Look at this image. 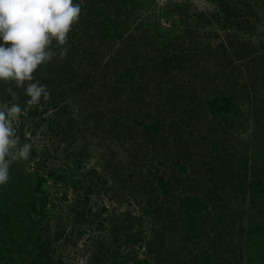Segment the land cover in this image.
I'll list each match as a JSON object with an SVG mask.
<instances>
[{
  "label": "trees",
  "instance_id": "trees-1",
  "mask_svg": "<svg viewBox=\"0 0 264 264\" xmlns=\"http://www.w3.org/2000/svg\"><path fill=\"white\" fill-rule=\"evenodd\" d=\"M155 1L77 0L81 3V15L68 34L66 57H56L34 73L36 81L47 85L51 93L50 99L42 100L38 106H29L26 104L28 97L25 96L23 88L0 83V102L18 103L24 110L18 121L16 138H23V129L27 122L35 119L32 129H27L30 134L34 136L42 129L46 137L55 139L59 145L65 144L69 151L67 158L77 169L91 156L90 141L80 142L83 135L82 138H87V134L92 138L101 136L110 141L114 140L123 150H127L126 158L131 160L130 163L127 162L129 173L131 168L136 170L135 162H139L140 166L144 164L149 154V144H157L169 130L174 131L169 137L171 143L178 148V133L184 116L190 117L196 111L194 108L190 112L185 111L183 103L187 100L192 102L201 93L198 90L204 92L203 107L214 120L232 125L236 132H246L243 129L244 118L240 116L244 103H240L239 97L227 91V88L219 90L217 87L208 86L210 75L203 77L204 84L199 85L198 90L192 89L193 96L189 87L185 88L180 84L183 74L197 79L195 66L198 61L205 60L208 63L203 53L211 56L205 47L197 46L196 31L190 25L211 26L214 20L223 32L234 28L239 31L241 24L236 20L239 16L237 8L231 4V0H216L214 13L204 14L196 10L189 13L186 4L157 8ZM261 1L264 5V0ZM172 19L176 22L170 24L169 29H160L159 20L170 23ZM179 27L183 29L182 34L177 32ZM231 37L228 40L230 46L233 41ZM248 55L249 48L243 45L241 49L231 53L223 51L222 60L226 64L232 63L231 60L235 58L243 61ZM218 58L216 57L217 60ZM260 63V73L264 76V62ZM186 70L189 71L185 73ZM247 73L249 74V69ZM258 73L259 71L250 72V80L256 79ZM263 78L259 81L262 82ZM241 86L247 89L245 83ZM9 87L14 89L15 96L8 93ZM50 111L53 114L45 117ZM160 112L161 115H153ZM166 114L171 118L168 122L164 120ZM255 122L258 124V121ZM77 140L81 144L78 145ZM167 140L168 138L162 139V144ZM210 147L216 160L228 162L230 165L235 161L242 165L241 171L244 174L242 172L235 178L240 180L235 188L242 190L248 170L247 157H241L238 152L231 151L226 146H218L215 142L210 143ZM165 151L168 153L172 149ZM117 157L112 154L111 160L114 162ZM66 164L64 167H68L70 163ZM172 165L181 172L185 170L177 160ZM255 170L260 172L256 168ZM69 171H74L73 167L66 170H47L46 159L40 157L32 145L28 160L13 162L9 182L0 186V264H21L22 259L28 264H68L63 261L61 252L68 247L67 244L72 243L75 246L86 235L84 228L91 220L92 195L97 186L109 187L106 177L100 179L96 176L95 168L83 171L77 177L67 176ZM154 171L150 180L148 177L149 181L140 180L135 183L147 195L151 215L160 221V228L153 233V258L157 260L156 254L165 249L166 239L162 231L177 230L175 225L180 226L185 233L182 241L187 238L186 241L197 243L200 239L206 246L198 260L201 261L200 264H210V259L218 258L219 255L221 258L226 253L235 254L236 247H232L230 241L227 246L221 242V239L226 238L225 235H233L228 225L219 222L222 214L214 213L213 219H209L210 206L216 199L218 188L214 187L215 192L206 191L202 196L184 191V194L173 199V212L164 213L155 205V197L160 195L167 198L179 182L176 179H165L164 175L159 174L158 168ZM219 171L223 179L230 176L234 178L236 173L230 167L223 166ZM129 176L126 174V178ZM126 180L128 179L120 177L122 183ZM49 182L56 188L59 186V190L61 186H65V190L59 193L63 202L68 201L67 189H72L76 194L75 201L69 205L64 215L62 212H53L57 207L46 186ZM154 191L159 194L154 195ZM55 192L58 194V189ZM244 194V191L235 193L234 204L237 207L244 206ZM219 200L222 201V198ZM228 203L229 200L226 204ZM105 212L106 209L101 207L97 214ZM236 213L237 211L232 212L231 216ZM235 221L233 218L232 225ZM104 228L106 226L102 224L97 225L98 230ZM123 229L114 225L111 232L116 234L111 244L117 248L121 242L117 236ZM238 232L242 234L243 230L239 229ZM73 233L75 237L71 242ZM127 239L124 238L123 243H127ZM102 241L99 248L92 253L89 264H153L147 258L121 256L117 249L105 247ZM157 262L167 264L161 260ZM231 264L243 263L234 258Z\"/></svg>",
  "mask_w": 264,
  "mask_h": 264
},
{
  "label": "rangeland",
  "instance_id": "rangeland-1",
  "mask_svg": "<svg viewBox=\"0 0 264 264\" xmlns=\"http://www.w3.org/2000/svg\"><path fill=\"white\" fill-rule=\"evenodd\" d=\"M181 3L187 5L188 12L196 10L198 13L205 14L214 13L216 10V0H156L155 7L162 8ZM231 4L238 10L239 16L236 20L241 24L239 31L234 28L229 29L228 32H223L219 30L214 20H212L211 26L210 24H205L203 27L195 24L190 25L191 29L196 31L197 46L205 47L211 56L203 53L207 57L208 63L205 60L198 61L197 66H195V73L198 74L197 79L194 80L189 74H183L180 84L185 88L189 87L190 94L193 96L192 89L198 90V86L204 84L203 77L206 74L210 75L208 76L210 77L208 86L217 87L219 90L227 88V91L233 92L237 98L239 97L240 103H244L240 116L244 118L243 129L246 132H236L232 125L214 120L203 107L204 92L198 90L201 93H198L195 98L193 97L192 102L189 103L187 100L183 103L185 111L190 112L193 108L196 111L191 113L190 117L184 116L182 127L178 133V148L171 143L169 135L174 131L169 130L162 138L163 140L168 138L166 143L162 144L161 139L157 144H149L147 148L149 154L144 160V164L140 166L141 164L138 165L139 162H135L136 170L131 168L127 173V162L130 163L131 160L126 158L128 157L127 150H123L116 141H110L101 136L92 138L87 134L85 135L87 138H82L83 135L80 142L87 143V140L90 141L91 156L83 161L80 168L77 169L67 158L69 151L65 144L59 145L55 139L46 137L42 133V129L37 131L34 136L31 135L27 129H32L35 119L27 122L23 129V137H28L30 145L34 147L38 155L46 159L47 170L56 168L66 170V168L73 167L74 171H69L67 176L77 177L81 172L95 168L96 176L100 179L106 177L109 181L108 185L111 187L97 186L92 195L91 220L84 228L87 231L86 235L81 237L75 246L72 243L67 244L68 247L61 252L63 261L66 263L89 264L91 255L99 248L101 240H103L101 243L105 247H109L111 250L117 249L121 256L136 257L137 259L147 258L153 264H158L157 260L167 264L201 263L198 260L206 250V246L201 243L200 239L197 240V243H192L191 240L186 241L187 238L182 241L185 233L180 226L176 225L174 228L176 227L177 230L162 231L165 234V236L163 235L164 239H166L165 249L162 253L156 254L158 255L157 260L153 258L154 254L151 253V248L155 249L153 233L160 228L158 227L160 221L151 215L147 195L139 189V186L137 188L135 183L140 182V180L149 181L155 173V168H158L159 174L164 175L165 179L170 181L176 179L179 182L177 188L167 198L157 196L159 194L157 191L153 193L157 196L155 197V205L159 206L164 213L173 212V199L184 194V191L202 196L204 192H215L214 187L218 188L216 199L210 206L209 219H213L214 213L216 215L222 214V219L219 222L228 225L233 235H225L226 238L221 239V242L223 241L227 246L230 241L236 250L233 255L226 253L221 258L219 255L218 258L210 259V264H231L234 258L241 260L243 264H264V76L260 73L259 66L261 61L264 62V5L261 0H231ZM173 22L176 21L172 19L169 23L167 20H159L158 23L160 29H169ZM177 32L182 34L183 29L181 30L179 27ZM228 35L233 38L231 46L228 43L230 40ZM241 45H246L249 48V55L243 61H238L235 58L231 60L232 63L227 62L226 64V61L222 60L224 58L222 52L231 53L233 50L241 49ZM216 57H219L218 60ZM246 61H249L250 64L248 65L249 62ZM247 69H249V74ZM188 71L186 70L185 73ZM252 71H259V73L256 74L258 75L256 79L250 80L249 75ZM261 78H263L262 82L259 81ZM242 83L247 85V89L242 88ZM52 114L50 111L44 116L49 117ZM153 115H161V112ZM25 117L26 113H24L26 122L27 118ZM164 120L168 122L171 118L166 114ZM255 121H258V124ZM15 127L18 128V122H16ZM80 142L77 140L78 145L81 144ZM212 142L238 152L241 157H247L248 170L242 184V190L235 188V184L240 181L235 178L242 172L244 174V171H241L242 165L235 161L230 165L228 162L216 160L210 147ZM57 145L59 148L55 150ZM168 148L172 151L167 153L165 150ZM112 154L118 156L114 162L111 160ZM176 160L179 161L180 166L184 167V172L172 167V163ZM159 162L162 164L160 165ZM66 163H70L68 167H64L67 165ZM106 163L112 165L108 166ZM222 166L230 167L235 171V176L232 175L234 178L231 176L225 179L221 178L219 170L222 169ZM255 168L260 172H257ZM126 174L130 175L129 178H126ZM120 177L128 180L122 183ZM46 186L49 188L50 196L54 199L57 207L53 209V212H62L64 215L69 205L75 201L76 194L72 189H67L68 201L63 202L59 193L65 190V186H61L60 190L59 186L56 188L51 182ZM56 189H58V194L55 192ZM242 191L245 192L243 195L245 204L243 207H237L234 204L235 193ZM219 198H222V201L219 200V202ZM228 200L230 203L226 204ZM101 207L105 208L106 212L99 215L97 213ZM234 211L237 213L231 216ZM233 218L236 219L234 225H232ZM99 224L106 226V228L98 230L97 225ZM114 225L124 228L117 236L121 241L118 248L111 244L116 236V234L111 233ZM239 229L243 230L242 234L238 232ZM256 229L261 230L257 231ZM69 231L70 228L68 227V235ZM74 237L75 234L73 233L70 237L71 242ZM124 238L129 239H127V243H123ZM21 264L28 263L22 259Z\"/></svg>",
  "mask_w": 264,
  "mask_h": 264
},
{
  "label": "clouds",
  "instance_id": "clouds-1",
  "mask_svg": "<svg viewBox=\"0 0 264 264\" xmlns=\"http://www.w3.org/2000/svg\"><path fill=\"white\" fill-rule=\"evenodd\" d=\"M81 15L77 0H0V83L23 88L26 104L38 106L51 93L34 73L54 58L67 55L68 34ZM8 93L15 96L12 87ZM18 103L0 102V186L9 182L15 161L28 160L30 145L18 146Z\"/></svg>",
  "mask_w": 264,
  "mask_h": 264
},
{
  "label": "water",
  "instance_id": "water-1",
  "mask_svg": "<svg viewBox=\"0 0 264 264\" xmlns=\"http://www.w3.org/2000/svg\"><path fill=\"white\" fill-rule=\"evenodd\" d=\"M18 141H19L18 146L20 148H23L25 145H30V141L28 137H23L22 139H19Z\"/></svg>",
  "mask_w": 264,
  "mask_h": 264
}]
</instances>
